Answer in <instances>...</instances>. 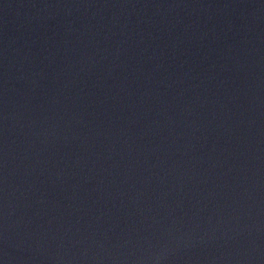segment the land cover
<instances>
[{
    "label": "water",
    "instance_id": "water-1",
    "mask_svg": "<svg viewBox=\"0 0 264 264\" xmlns=\"http://www.w3.org/2000/svg\"><path fill=\"white\" fill-rule=\"evenodd\" d=\"M0 264H264V0H0Z\"/></svg>",
    "mask_w": 264,
    "mask_h": 264
}]
</instances>
